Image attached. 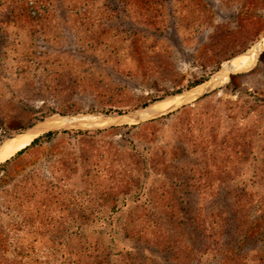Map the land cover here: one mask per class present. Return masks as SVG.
<instances>
[{
	"label": "rangeland",
	"instance_id": "374dc122",
	"mask_svg": "<svg viewBox=\"0 0 264 264\" xmlns=\"http://www.w3.org/2000/svg\"><path fill=\"white\" fill-rule=\"evenodd\" d=\"M263 40L264 0H0V143L49 127L0 264H264Z\"/></svg>",
	"mask_w": 264,
	"mask_h": 264
},
{
	"label": "water",
	"instance_id": "95a60500",
	"mask_svg": "<svg viewBox=\"0 0 264 264\" xmlns=\"http://www.w3.org/2000/svg\"><path fill=\"white\" fill-rule=\"evenodd\" d=\"M237 70H234L232 71L231 73H235ZM191 98V96H185L183 98V102L189 100ZM154 105V104H153ZM151 105V106H153ZM175 106V105H174ZM172 106V107H174ZM171 107V108H172ZM151 108V107H150ZM149 108L148 109H145L143 112H148ZM130 116L132 117H135L137 118L138 117V120L140 121H143L144 119L142 118V114L141 112H133L131 114H129ZM49 129V127L45 126V125H40V124H36V125H33V126H30V127H27L21 131H18V132H15L14 134H11L10 136H8L6 139H4L1 143H0V146H2L3 144H5L6 141L8 140H11L15 137H18L19 135H22V134H27V133H34V132H38V133H43L45 131H47Z\"/></svg>",
	"mask_w": 264,
	"mask_h": 264
},
{
	"label": "bare ground",
	"instance_id": "6f19581e",
	"mask_svg": "<svg viewBox=\"0 0 264 264\" xmlns=\"http://www.w3.org/2000/svg\"><path fill=\"white\" fill-rule=\"evenodd\" d=\"M264 41V40H263ZM259 53V52H258ZM257 53V54H258ZM257 56V55H256ZM236 69H238V68H236ZM224 70H226V71H232V70H235V69H232V70H227V69H224ZM173 102L174 101H165V102H163V103H161L160 105H158V106H156L155 108H157V110L158 109H165V108H167V107H170L172 104H173ZM151 109V108H150ZM150 109L148 110V113H146L145 115H150L151 113H154V112H157V111H155V109H153L152 110V112L150 111ZM61 120H67L66 118H63V119H61ZM57 122V121H56ZM54 123V122H53ZM46 124H48V123H46ZM39 135L40 133H38V132H34V133H27V134H22V135H19L18 137H15V138H13V139H11V140H8V141H6L5 142V144H3L2 146H0V149L4 146V145H6V144H8V143H11L12 141H14V140H16V139H18V138H21V137H24V136H27V135ZM15 144H18L17 142L15 143Z\"/></svg>",
	"mask_w": 264,
	"mask_h": 264
},
{
	"label": "trees",
	"instance_id": "16d2710c",
	"mask_svg": "<svg viewBox=\"0 0 264 264\" xmlns=\"http://www.w3.org/2000/svg\"><path fill=\"white\" fill-rule=\"evenodd\" d=\"M53 133H55V132H52V133L48 134L47 136L49 137V136H50L51 134H53ZM26 150H27V148H24V149L20 150V152L18 153L17 156H19L20 154H22V153L25 152ZM17 156H16V157H17ZM16 157H12V158L8 159L6 162L2 163V164L0 165V170H1L2 168L6 167L9 163H11Z\"/></svg>",
	"mask_w": 264,
	"mask_h": 264
}]
</instances>
